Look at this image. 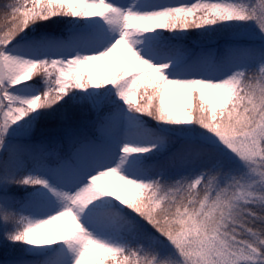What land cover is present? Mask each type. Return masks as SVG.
I'll list each match as a JSON object with an SVG mask.
<instances>
[{"label": "snow or ice", "instance_id": "6c2138e0", "mask_svg": "<svg viewBox=\"0 0 264 264\" xmlns=\"http://www.w3.org/2000/svg\"><path fill=\"white\" fill-rule=\"evenodd\" d=\"M0 264H264V0H0Z\"/></svg>", "mask_w": 264, "mask_h": 264}, {"label": "trees", "instance_id": "16d2710c", "mask_svg": "<svg viewBox=\"0 0 264 264\" xmlns=\"http://www.w3.org/2000/svg\"><path fill=\"white\" fill-rule=\"evenodd\" d=\"M189 43H190V41H189Z\"/></svg>", "mask_w": 264, "mask_h": 264}]
</instances>
